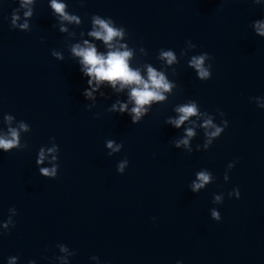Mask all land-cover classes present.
<instances>
[{
	"label": "water",
	"instance_id": "obj_1",
	"mask_svg": "<svg viewBox=\"0 0 264 264\" xmlns=\"http://www.w3.org/2000/svg\"><path fill=\"white\" fill-rule=\"evenodd\" d=\"M64 2L79 24L62 20L51 0H33L30 16L22 0H0V134L17 128L28 144L0 150V264H264V109L257 107L264 103V38L256 29L264 0ZM93 14L126 27L120 43L133 51L132 67L146 75L150 64L174 85L138 124L108 111L127 100L126 91L102 88L108 95L98 91L97 103L82 95L87 82L71 49L94 39L87 35ZM168 50L179 63L160 58ZM205 51L214 57L208 81L190 65ZM193 99L205 115L179 129L165 123ZM217 109L229 127L205 150L204 120L219 123ZM5 114L14 117L10 125ZM22 121L32 130L20 129ZM189 127L188 146L175 148ZM51 137L60 146L55 179L35 163ZM108 139L124 147L109 156ZM45 153L41 167L52 168L56 154ZM205 168L214 178L193 192ZM237 186L241 197L228 198ZM216 195L223 204L213 203ZM214 207L220 222L210 216Z\"/></svg>",
	"mask_w": 264,
	"mask_h": 264
},
{
	"label": "clouds",
	"instance_id": "obj_2",
	"mask_svg": "<svg viewBox=\"0 0 264 264\" xmlns=\"http://www.w3.org/2000/svg\"><path fill=\"white\" fill-rule=\"evenodd\" d=\"M33 0H22V6L28 8L29 11L25 13V16L32 15L30 5ZM86 0H80V5L83 7ZM51 8L56 13L60 14L62 20H67L69 23L75 21L77 24L80 23V19L77 15L70 14L65 11L66 3L64 0H51ZM18 17H13V25L15 26ZM28 23L25 22L19 25L21 29H27ZM257 32L264 38V22H258L256 25ZM60 31H67L66 27H61ZM126 32V27L123 25H117L116 21L108 16L102 18L100 14L92 15V29L87 35L93 40L83 39L82 43H76L71 49L74 57L78 58L77 65L82 77L86 79L87 87L84 88L82 95L86 101L98 102L99 98H105L108 94L101 89H111L115 93H122L126 91L127 100L117 99L108 108L109 112L119 114L121 116L127 115L132 124L140 123L150 112L154 104H158L167 99L165 93H168L174 87L163 71H158L150 64L147 66L146 75L142 74L139 68H134L130 65V59L133 55V51L125 44L120 43V38H123ZM95 41H102L103 50L100 45ZM191 41V40H188ZM54 56L58 57L61 61L63 57L59 53H53ZM161 59H166L167 64L171 65L174 62L179 63L176 54L173 50L162 51ZM214 57L209 52H203L201 55L193 56L190 65L197 70L198 78L202 81H208L212 78L213 64L212 60ZM209 60L206 65L205 61ZM99 91L100 96L97 97L96 93ZM253 97H250L251 100ZM131 105V107H130ZM88 109L91 110L92 106L87 105ZM258 108L264 109V103L257 105ZM175 111L179 113L178 117H168L165 120L167 125H170L176 129H179L185 121H188L190 117L199 118L205 113L200 111L199 104L196 100H192L189 103L182 104L175 108ZM216 113L220 116L219 123H213V118L209 116L204 120L203 127L206 129L205 135L207 136V142L204 147L208 150L214 143L215 140L221 137L224 131L229 127V121L225 118V113L217 109ZM12 115L5 114V121L9 125L13 121ZM20 129L28 132L31 131V125L25 122L20 123ZM208 129H214L208 131ZM186 137L175 141V148H180L181 145L188 146L190 137L195 135L191 127L187 128ZM19 130L17 128L9 127L6 134H0V150L2 152H11L12 150H24L28 148L26 142L21 143L19 138ZM53 141L52 147L48 148L47 145H42L36 155V166L39 174L50 179H55L58 176V169L60 168V146L56 142L55 137L50 138ZM107 148L112 149V155L115 152L120 151L124 145L122 143H116L113 139L106 141ZM55 153L54 159L57 163L52 168L41 167L45 161L46 153ZM237 161H231L228 163V168L233 169L236 166ZM129 166V160L127 158L121 162L117 168L118 173L124 174L125 168ZM214 178V174L204 169L198 173L199 182H193L191 190L197 192L204 188L210 180ZM225 182L230 180V177L224 174L223 177ZM228 198L235 197L239 199L241 192L239 186L233 188L227 193ZM224 199L220 195L215 196L213 203L218 205L223 204ZM16 214L17 210H16ZM211 218L217 222L222 220V215L218 207H214L211 210ZM155 220V217H153ZM7 228V224L4 225ZM97 259V256L90 257ZM18 257H12L15 261ZM36 260H29V264H35ZM176 264H183V261L178 260Z\"/></svg>",
	"mask_w": 264,
	"mask_h": 264
}]
</instances>
